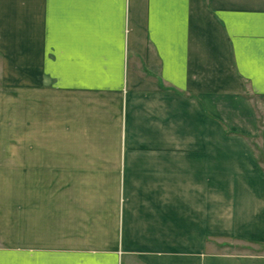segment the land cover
<instances>
[{"label":"crops","instance_id":"0c3cea01","mask_svg":"<svg viewBox=\"0 0 264 264\" xmlns=\"http://www.w3.org/2000/svg\"><path fill=\"white\" fill-rule=\"evenodd\" d=\"M263 97L264 0H0V264H264Z\"/></svg>","mask_w":264,"mask_h":264},{"label":"rangeland","instance_id":"374dc122","mask_svg":"<svg viewBox=\"0 0 264 264\" xmlns=\"http://www.w3.org/2000/svg\"><path fill=\"white\" fill-rule=\"evenodd\" d=\"M258 152H259V159L264 162V146L262 148H258ZM237 248L238 246L235 247V245H230L228 246L230 251H234V248ZM238 249V248H237Z\"/></svg>","mask_w":264,"mask_h":264},{"label":"built area","instance_id":"2783aa9c","mask_svg":"<svg viewBox=\"0 0 264 264\" xmlns=\"http://www.w3.org/2000/svg\"><path fill=\"white\" fill-rule=\"evenodd\" d=\"M262 101H263V104H264V97H263V100Z\"/></svg>","mask_w":264,"mask_h":264}]
</instances>
